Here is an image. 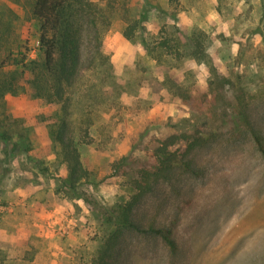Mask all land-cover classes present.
<instances>
[{"label":"rangeland","instance_id":"374dc122","mask_svg":"<svg viewBox=\"0 0 264 264\" xmlns=\"http://www.w3.org/2000/svg\"><path fill=\"white\" fill-rule=\"evenodd\" d=\"M91 1L109 9L110 24L102 54L85 31L86 69L71 104L34 97L28 74L0 102V264H90L131 171L201 113L224 125L229 105L244 102L264 134V0ZM31 3L0 0V60L25 42L37 56ZM161 37L180 54L157 47ZM64 117L90 171L74 190L50 132ZM222 138L201 153L202 176H184L179 192L160 184L139 204L149 216L176 218L178 253L131 234L123 243L131 264H264V160L247 137ZM126 155L132 166L117 171Z\"/></svg>","mask_w":264,"mask_h":264},{"label":"trees","instance_id":"16d2710c","mask_svg":"<svg viewBox=\"0 0 264 264\" xmlns=\"http://www.w3.org/2000/svg\"><path fill=\"white\" fill-rule=\"evenodd\" d=\"M30 14L38 31V54L36 57L28 54L27 42L18 43L15 49L7 48L3 52L0 60V102L6 93L16 94L21 88V80L28 74L27 83L34 97L60 103L61 107L67 108L75 98L76 84L86 69L82 59L85 31L92 32L97 42V53L102 54L99 48L101 37L110 24L109 9L91 0H32ZM145 19L146 15H142L141 21ZM124 34L129 38L132 31L126 28ZM2 37L3 31L0 30V39ZM193 40L194 47L199 49V38L194 36ZM156 46L168 49L167 52L174 56L181 52L178 45H170L165 37H161ZM229 107L223 115L228 120L224 125L217 124L212 118L208 120L201 113L189 129L169 133L157 140L152 149V162L135 166L129 174L127 197L117 203L114 214H109L107 219L112 220V227L104 229L100 247L90 264H131V251L123 255V243L131 234L154 238L169 253L177 254L180 246L176 218L149 216L140 210L139 204L147 196L156 194L160 184H169L179 192L177 188L184 176H202L207 165L201 161V153L217 146L222 137H247L264 160V134L247 104L237 102ZM67 126L68 121L64 117L50 132L60 145V155L68 173L66 181L74 190L78 183L88 180L90 171L83 166L76 145L66 135ZM4 134L0 130V137L4 138ZM131 162L128 155L122 156L113 163V167L120 171L130 164L132 166Z\"/></svg>","mask_w":264,"mask_h":264},{"label":"crops","instance_id":"0c3cea01","mask_svg":"<svg viewBox=\"0 0 264 264\" xmlns=\"http://www.w3.org/2000/svg\"><path fill=\"white\" fill-rule=\"evenodd\" d=\"M57 253L58 254H61V256H64L65 255V252L64 251L62 252L61 249H59Z\"/></svg>","mask_w":264,"mask_h":264}]
</instances>
